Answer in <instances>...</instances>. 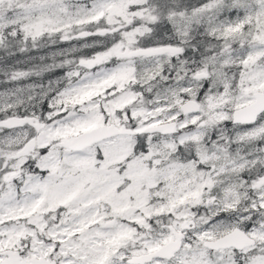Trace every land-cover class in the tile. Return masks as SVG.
<instances>
[{"label": "snow or ice", "instance_id": "1", "mask_svg": "<svg viewBox=\"0 0 264 264\" xmlns=\"http://www.w3.org/2000/svg\"><path fill=\"white\" fill-rule=\"evenodd\" d=\"M0 264H264V0H0Z\"/></svg>", "mask_w": 264, "mask_h": 264}]
</instances>
